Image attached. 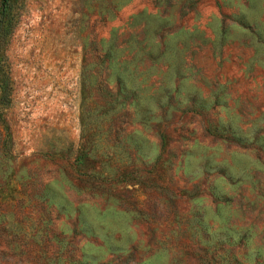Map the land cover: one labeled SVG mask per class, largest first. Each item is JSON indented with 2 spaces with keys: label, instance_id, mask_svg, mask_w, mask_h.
Wrapping results in <instances>:
<instances>
[{
  "label": "rangeland",
  "instance_id": "obj_1",
  "mask_svg": "<svg viewBox=\"0 0 264 264\" xmlns=\"http://www.w3.org/2000/svg\"><path fill=\"white\" fill-rule=\"evenodd\" d=\"M2 10L0 264H264V0Z\"/></svg>",
  "mask_w": 264,
  "mask_h": 264
},
{
  "label": "trees",
  "instance_id": "obj_2",
  "mask_svg": "<svg viewBox=\"0 0 264 264\" xmlns=\"http://www.w3.org/2000/svg\"><path fill=\"white\" fill-rule=\"evenodd\" d=\"M5 5V4H4ZM4 11L5 10H2L1 13H0V18H2V16L4 15ZM0 32H1V26H0Z\"/></svg>",
  "mask_w": 264,
  "mask_h": 264
}]
</instances>
